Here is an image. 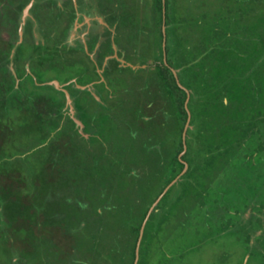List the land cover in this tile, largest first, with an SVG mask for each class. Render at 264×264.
Listing matches in <instances>:
<instances>
[{
	"label": "rangeland",
	"instance_id": "1",
	"mask_svg": "<svg viewBox=\"0 0 264 264\" xmlns=\"http://www.w3.org/2000/svg\"><path fill=\"white\" fill-rule=\"evenodd\" d=\"M157 1L0 0V85L24 98L0 105V264H131L132 233L95 231L113 183L79 159L101 149L143 176L136 264H264V0H162L161 26ZM174 61L195 65L201 95L181 86V124L162 85L155 109L141 97L160 65L179 80Z\"/></svg>",
	"mask_w": 264,
	"mask_h": 264
},
{
	"label": "trees",
	"instance_id": "2",
	"mask_svg": "<svg viewBox=\"0 0 264 264\" xmlns=\"http://www.w3.org/2000/svg\"><path fill=\"white\" fill-rule=\"evenodd\" d=\"M156 6L158 7L157 9L159 10L158 19L160 20V22L158 20V22H159L158 24L161 26V24H162L161 19L163 20L164 17L166 16V14H165V16L163 14L161 15L162 9H163L162 0H158ZM165 8H166V6H165ZM163 21H165V23H167V18L165 17V20H163ZM161 30H162V27H161ZM161 30H160V27H159V31L160 32H161ZM161 36H162V34H161ZM159 44H160V47H161L160 48V52H161V49H162L161 42L158 41L157 45H159ZM148 47L151 48L152 45H149ZM160 52L158 50V53H160ZM164 53H165V57H167L166 62L169 63V65L171 66V59L168 58V47L167 46L164 49ZM157 55L158 54H155L154 56H157ZM175 61H177V60H175ZM175 61L173 62L174 68L178 67L180 69V68L184 67V69L182 70V73L180 74L181 77H179V80L177 81L176 76L172 72V67L169 68V67H163V65H160L154 71H149L148 72L147 79H148V81L151 80V84H144L145 89H141V90H143L142 91L143 94L141 95V97H143V96L150 97V100L152 102L151 104H153L152 107H153V109H155L156 106H157L156 104L158 103L157 102L158 101L157 98L159 96V94L156 93V91L159 92L158 90H159V88L161 89V85H162L164 93L166 95H168V97L172 100L171 103L173 104L174 107H172V106L171 107L175 108L174 117L175 118L177 117L178 118V122L177 123L180 122V124H181V122H183V120H185L187 118V111H188V109L185 108L182 105L183 102H184L183 99L185 97H181V94L182 93L186 94V91H185V89L183 87H185V88L188 87L189 86L188 84L191 82L192 83L191 85L195 88V91H196L195 93L199 97L201 95H200V92H199L200 91V87L199 86L196 87V85L194 84V79H195V77L198 76V73L196 75V71L192 70V68L193 69L195 68V65L194 64L191 65V64H188V63H182V62H178V64L176 62V64H175ZM190 67H191V71H189ZM0 71L4 72L5 74L8 73V70H6V69L1 70V67H0ZM156 82L158 83V87L155 88L156 90L152 91L151 88H153V86H154V84ZM5 83H8V89L10 87V89H9L10 92H8V89H6V87L4 85H0V105H2V107H3L2 109H4V111H6V112L9 111L10 112L12 110L14 111L16 109V107H17V105L14 104V102H13L14 100H16L15 98H17V101H20L22 103L24 102V98L21 95H19V96L16 95L17 94L16 90L12 89L13 85H11V83H12L11 79L8 80V81H5ZM148 85H149V87H148ZM181 86H183V87H181ZM46 87H49V86H46ZM161 91H162V89H161ZM138 96H140V90L138 91ZM145 101L148 102L147 100H145ZM180 101L182 102V104L180 103ZM136 103H138V102H136ZM165 107H166V105H165ZM226 110H228V109H226ZM0 122H1V119H0ZM85 122H86L85 123L86 129H90L91 123H89L87 121H85ZM68 124L71 125L70 120H69ZM53 125H54L53 126L54 127V131H55V129H57V127H59L58 121L56 120V122H54ZM93 126H94V124H93ZM95 126H96L97 131H95V129H94V131L98 132V129L100 131V128H98L96 124H95ZM244 129H245V131H244L245 134L243 136H246V137L250 136L249 133H251V136H253L252 135V131L248 130L246 128V125H244ZM52 130H53V128H52ZM253 137H255V136H253ZM45 140L46 139H42V141H45ZM111 154H112L111 151L109 152L108 149H106V150L105 149H101V153L99 152L98 155L92 154L94 157H96L98 159V163L93 162V164L90 166L89 164L84 163L81 160V158L79 159V163H80V166H84L83 169L85 168L87 170L86 172L89 173V175L86 174V173L85 174L88 177H90L93 182L96 181L101 186H105V185H109L110 186L113 183V188H111V189L108 188L109 189L108 199H107V197L105 198L106 199L105 200L106 203H108V208L109 209H106V207H105L104 208V213L98 214V218H100V216L104 217L103 215H106V216L104 218V221L100 220V219L96 220L97 223L102 224V226L100 225L101 228H100V226H98V227L94 226L95 229H96L95 231H98V230H103L104 231V229H107V228L111 229V228L116 227V226H118L120 228V227L123 226V228L125 230L129 231L130 233H132V237H133V238H131L132 241L125 248H126L127 251H128V249L130 250V255L132 253V256H130V261H132L131 264H134L135 260H136V248H137V243H138V240H139L140 229H141V227L143 225V222H144V219L146 217H145V214H144L143 218H141L142 221L141 220L140 221H137V220L134 221L133 217L135 215V212H134L135 210H133V209H135L134 208L135 203H134L133 198L130 197V195L131 194L133 195L137 191V187H141L142 186L143 181L141 180V178L143 176L139 177L136 174H133L132 173L133 170L132 169H128L127 167H124L120 171L119 170V163L123 162V160L121 159V157H119L122 161L119 160V163H118L117 160H114L112 158ZM99 160L101 162H99ZM134 168H136V167H134ZM76 169L77 170L80 169L79 171H83L82 168L79 167V166ZM116 169H118V170L116 171ZM0 171H1V167H0ZM73 172H75V173L74 174L73 173H69L68 175L70 177H73L74 175H75L74 177H77L76 171H73ZM107 172H108L109 175L106 174ZM175 173H176V171L174 169H172V173L169 175L170 178H166V182L170 183V181L175 177V175H176ZM144 177L147 178L146 174H145ZM106 178L108 179L107 181L105 180ZM149 178L150 179L147 180V182L149 183V184H147L148 187L150 186V184H152L154 182L155 179L157 181H160V179H157L155 175H153L152 177H149ZM75 179L72 181L71 185H68V183L66 182L65 183V187H67V185L68 186H74ZM113 179H114V181H113ZM103 182L104 183L106 182V183L103 185ZM139 185H141V186H139ZM30 188L32 189V187H30ZM39 190L41 192V195L44 194L43 193L44 190L43 191L41 189H39ZM20 192H21L20 190H18V191H12L11 189L9 190V193L12 195L11 197L14 200L13 202H15L14 204H18V202L21 201L20 197H17V196H20L19 195ZM3 197L8 199L9 196H3ZM156 198H157V196H156ZM40 199H42V198H40ZM65 200H64L65 203L63 205L64 207H62L63 211H64V209H66L64 212H68L69 214H72L76 219H77V217L84 216V215H82L83 211H81L82 210V207H81L82 204H81V202L79 200H73V199H70L68 197L67 198L65 197ZM41 202H42V200H41ZM19 204H20V202H19ZM22 205L24 206L25 209H28L27 205H25L24 201H23ZM18 208H20V206ZM105 211H106V214H105ZM53 213L56 214V211L54 212L52 210L51 215H53ZM146 226H147V224H146ZM106 234H107V232L105 230L103 232V234L99 237V242L102 240V238ZM115 236H119V235L116 234ZM101 244L103 245V241H102ZM102 247L101 248L98 247L99 249H97V251H95V252H97V254L100 255ZM140 249H141V247H140Z\"/></svg>",
	"mask_w": 264,
	"mask_h": 264
},
{
	"label": "flooded vegetation",
	"instance_id": "3",
	"mask_svg": "<svg viewBox=\"0 0 264 264\" xmlns=\"http://www.w3.org/2000/svg\"><path fill=\"white\" fill-rule=\"evenodd\" d=\"M93 24H94L93 26L97 25L96 22H93ZM94 28H95V27H93V29H94ZM114 36H115V35H114ZM92 37H93V35H92ZM114 38H115V37H112V38H111V41H109V42H114V41H113ZM84 41H85V40H84ZM109 42H108V43H109ZM13 51H14V48H13ZM13 51H12V52H13ZM13 53L15 54L16 52L14 51ZM107 58H109V57H107ZM28 69H29V68H28Z\"/></svg>",
	"mask_w": 264,
	"mask_h": 264
},
{
	"label": "water",
	"instance_id": "4",
	"mask_svg": "<svg viewBox=\"0 0 264 264\" xmlns=\"http://www.w3.org/2000/svg\"><path fill=\"white\" fill-rule=\"evenodd\" d=\"M141 233H143V231H141ZM140 245V243H138V246ZM137 253H138V249H137ZM137 260H138V255H137ZM137 263V261L135 262V264Z\"/></svg>",
	"mask_w": 264,
	"mask_h": 264
}]
</instances>
